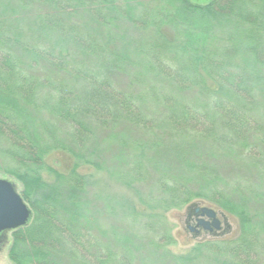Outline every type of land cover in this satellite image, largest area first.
<instances>
[{"label": "trees", "instance_id": "1", "mask_svg": "<svg viewBox=\"0 0 264 264\" xmlns=\"http://www.w3.org/2000/svg\"><path fill=\"white\" fill-rule=\"evenodd\" d=\"M118 123L172 150L169 169L116 171L144 209L123 204L114 247L92 232L86 178L46 157L81 161ZM0 160L34 211L13 232L16 264H193L165 249L162 213L194 200L237 221L197 250L264 264V0H0Z\"/></svg>", "mask_w": 264, "mask_h": 264}, {"label": "rangeland", "instance_id": "2", "mask_svg": "<svg viewBox=\"0 0 264 264\" xmlns=\"http://www.w3.org/2000/svg\"><path fill=\"white\" fill-rule=\"evenodd\" d=\"M73 22L81 23L77 19H74ZM129 26V24L124 23L122 25L123 29L115 30L121 33L124 30L132 31L131 26ZM147 138V136L134 130L129 124L118 123L112 128H103L98 133L92 143V148L87 151V154H84V159L81 161H76L70 153L59 150L52 151L46 157L48 165L56 171L69 174L75 169L86 178L89 184L88 196L91 199L94 212L92 232L102 241L111 243L114 247L119 246L116 242L124 238V234L129 232L128 222L124 220V212L122 211L123 204L129 202L132 209L140 212L144 209L140 205L132 187L127 186L122 180L116 178V171L134 158L142 159L154 174L158 171L169 169L170 150H172L171 142L166 140L160 146H152ZM5 146L8 147L7 144ZM223 161L227 164L230 173L236 171V169H232L233 164L231 161ZM248 176L252 178V176ZM42 177L47 182L56 180V176L52 171L44 170ZM0 178L13 181L22 196V191L24 190L22 182L2 170H0ZM24 201L32 209V218L30 220L32 222L34 218L33 207L30 202ZM195 205L216 209L222 221V228L216 233L203 230L198 234L192 233L188 229V216L189 212L195 209ZM162 215L163 223L175 238L174 244L167 246L166 250L175 254H190L193 264H225L224 260L215 258L208 252L197 250L195 245L200 241L214 237V235L234 236L237 230V221L233 216L222 212L216 205L201 200H194L181 208L163 212ZM190 224H196L194 218L190 221ZM14 231L7 232L3 239L0 235L2 239L0 242V264H16L10 256ZM127 235L129 236V234ZM144 262L141 264H146ZM62 263L72 264L67 260L62 261Z\"/></svg>", "mask_w": 264, "mask_h": 264}, {"label": "water", "instance_id": "3", "mask_svg": "<svg viewBox=\"0 0 264 264\" xmlns=\"http://www.w3.org/2000/svg\"><path fill=\"white\" fill-rule=\"evenodd\" d=\"M196 206V205H195ZM200 217L197 226L213 232L222 228V221L216 209L197 205L194 209ZM32 218V209L24 201L16 184L8 179L0 178V235L27 226ZM3 233V234H1Z\"/></svg>", "mask_w": 264, "mask_h": 264}, {"label": "flooded vegetation", "instance_id": "4", "mask_svg": "<svg viewBox=\"0 0 264 264\" xmlns=\"http://www.w3.org/2000/svg\"><path fill=\"white\" fill-rule=\"evenodd\" d=\"M189 225H188V229L192 232V233H194V234H198L199 232H201L202 230L203 231H206V230H204L202 227H200V226H197V219H198V217H200V215L199 214H197V213H195V211H194V209H193V211H191V212H189ZM194 218V220H195V222H196V224L195 225H192V224H190V221L192 220ZM209 232V231H208ZM217 231L215 230V231H213V232H210V233H216ZM3 233H7V231L6 232H3ZM3 233H1V234H3ZM3 239V238H2ZM2 239L0 238V242L2 241Z\"/></svg>", "mask_w": 264, "mask_h": 264}]
</instances>
